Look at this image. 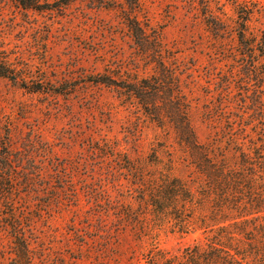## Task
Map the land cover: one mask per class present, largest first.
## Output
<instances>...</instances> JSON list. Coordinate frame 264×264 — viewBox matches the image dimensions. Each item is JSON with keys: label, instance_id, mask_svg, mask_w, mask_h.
<instances>
[{"label": "rangeland", "instance_id": "1", "mask_svg": "<svg viewBox=\"0 0 264 264\" xmlns=\"http://www.w3.org/2000/svg\"><path fill=\"white\" fill-rule=\"evenodd\" d=\"M41 2L35 11L0 0V60L27 86L0 76V153L12 160L9 188L0 182V264L17 262L15 230L32 264H158L159 252L205 242L159 207L164 179L200 177L173 123L159 126L126 89L93 79L161 80L163 63L159 89L182 91L200 143H261L264 59L241 58L237 25L248 16L247 36L259 40L264 0H140L132 14L157 42L150 55L131 35L125 0Z\"/></svg>", "mask_w": 264, "mask_h": 264}, {"label": "trees", "instance_id": "2", "mask_svg": "<svg viewBox=\"0 0 264 264\" xmlns=\"http://www.w3.org/2000/svg\"><path fill=\"white\" fill-rule=\"evenodd\" d=\"M16 1L24 9L42 11L45 8L41 0ZM71 1L61 0V3L64 6ZM125 1L129 6L125 9L128 11L125 19L131 35L138 49L150 55L158 48L157 42L132 14L140 0ZM243 18L237 25L240 55L246 63L251 59L249 61L258 66L264 59V35L259 40L248 37L249 17ZM213 28L217 32L221 30L218 24ZM160 66V77H164L161 80L146 78L124 85L106 75L93 79L96 83L126 89L159 126L168 118L174 125L178 142L187 153L189 164L200 176L195 179V185L180 177L164 179L159 189V207L178 224L179 232L203 230L205 242L194 243L175 255L159 252L158 264H264V141L247 144L242 138L231 137L226 151H220L223 146L215 143H200L189 121L182 91L173 95L171 91L159 89L162 84L167 88L166 69L163 63ZM156 69L159 71V67ZM0 76L27 88L5 60H0ZM42 90L40 85L30 89L33 92ZM159 94L165 95V100L159 101ZM0 162V182L8 187L7 181L12 182L9 173L12 160L8 151L0 153ZM187 206L195 212L201 211L200 215L183 217L181 211ZM14 236L15 264H32L28 237L21 230H15Z\"/></svg>", "mask_w": 264, "mask_h": 264}]
</instances>
